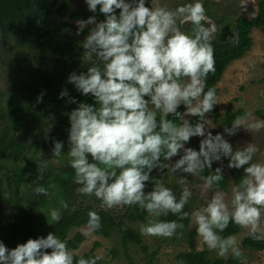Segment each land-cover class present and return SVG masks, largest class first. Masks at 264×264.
Here are the masks:
<instances>
[{
  "label": "clouds",
  "instance_id": "1",
  "mask_svg": "<svg viewBox=\"0 0 264 264\" xmlns=\"http://www.w3.org/2000/svg\"><path fill=\"white\" fill-rule=\"evenodd\" d=\"M86 4L93 13L99 6L105 19L97 22L95 16H90L76 22L77 35L87 25H94L83 42V48L89 57L98 58L100 64H91L86 73H72L68 77V82L78 91L94 97L96 106L80 103L69 114L70 147L67 154L74 170L73 182L80 187L67 197L73 193L80 194L81 199L94 195L106 210L138 206L147 212L144 225L140 227L141 235L146 237L171 238L184 228L183 223L176 220H160H170L166 216L168 213L179 215L180 220L191 215L202 245L217 251L220 257L231 253L244 264V253L236 237H223L220 233L233 222L238 229L248 228L249 236L264 241V164L252 162L258 152L255 145L248 144L234 151L221 134L213 135L208 131L205 120V114L209 112L215 120L218 119V112L215 115L212 110L216 106L218 111L216 90L219 81L210 88L206 82L208 75L216 71L211 38L218 34L222 41L234 39L236 21L234 27L228 23L222 25V31L221 27H205L202 22L209 27L210 23L206 21L202 0H194L174 10L164 6H145V0H86ZM180 17L187 20L184 25L189 21L193 25L191 35L186 33L185 27L183 31L178 27ZM214 30L215 34L212 33ZM223 33L227 39L222 38ZM75 87L71 86L70 90ZM67 92L62 91L60 97L67 96ZM42 96L43 93L37 97V103L42 102ZM69 102L76 103L74 98ZM182 104L187 114L195 116L191 122L184 119L183 109L177 111ZM169 114L175 116L178 123L168 119ZM248 115L236 117L231 128H225V133L235 135L241 126L245 128ZM261 128H264V119L248 124L246 129L259 131ZM192 137H203L198 151L185 147ZM62 147L61 142H54L53 156L59 157ZM178 155L179 159L171 166L173 173L201 175L205 189H219L205 207L193 213L194 207L188 203L193 193L185 180H181L185 186L177 199L168 188L170 184H165L166 178L154 182L155 177L150 176L153 170L155 175L157 168H167L163 162ZM222 157L229 158V168L240 169L248 165L244 167L246 175L232 189L230 204L224 194L227 187L219 185L223 179L222 169L217 167L214 173L208 170ZM13 161L10 157L3 159L2 163L8 170ZM46 167L47 161L44 160L41 171ZM206 168L209 174L203 176L201 173ZM4 176L6 180L8 177L1 174L2 185L7 188L9 182L7 180L8 184H5ZM148 181L155 185L152 191L145 193ZM36 186L37 195L49 194L47 188ZM60 205L63 209L68 208L63 200ZM148 214L151 219L147 222ZM49 216L53 222H59L61 212L51 209ZM85 224V234L96 232L102 227L101 217L90 211L87 223L82 225ZM43 233L36 234L40 238L28 239L13 249L0 242V264H97L103 259L99 255L74 258L70 250L78 249L86 237L77 248L68 249L66 241L54 233L46 237ZM48 249L51 251H46Z\"/></svg>",
  "mask_w": 264,
  "mask_h": 264
},
{
  "label": "trees",
  "instance_id": "2",
  "mask_svg": "<svg viewBox=\"0 0 264 264\" xmlns=\"http://www.w3.org/2000/svg\"><path fill=\"white\" fill-rule=\"evenodd\" d=\"M73 1L80 3L82 0H0V40L1 48L5 51L3 68H5V77L9 86L7 92L2 94L3 101L0 103V215H2V209L14 201V211L10 213L11 218L6 219V224H2L0 220V231L4 236L2 243L5 246L9 245L11 238L16 247L28 239H33V234L43 232V237L54 233L59 239L66 241L68 249L77 248L85 240V236L80 231L72 236L69 234L75 226L87 223L91 207L79 206L71 210L69 207L63 209L58 204L59 199L67 200L69 193L76 191L80 186L73 182L74 170L70 164L57 166L54 165L56 163H50L49 159L53 157V153L42 158L38 157L41 152H48L46 148L52 142L48 139L50 137L39 140L36 131V128L39 129L42 126L43 121L51 117L56 119L55 121L58 120L59 123L58 125L54 123L53 129L47 131L48 134L53 136L55 141H59L63 137L68 138L70 121H66L65 117H69L70 112L80 103L96 106L94 97L91 94L84 95L78 91L72 83L68 82V77L72 73L77 75L86 73L91 64H100L98 58L95 57V62L89 61V66L84 71L75 67L78 62L76 59L81 56V52L77 49L79 47L75 46L76 40L80 36L84 37L91 30L87 27L77 35L78 27L75 22L87 20L90 16H95L96 21L101 22L105 16L100 13L99 6L95 13L81 9L72 10L71 3ZM149 1L152 0H145V6L151 7ZM126 2H130V0ZM53 13L60 18L59 21L51 17ZM116 14H119L118 9ZM64 17L67 19L61 20ZM202 23L205 27L210 28L205 21ZM262 26H264V0H257V14L254 17L247 19L244 14H241L236 18L234 39L222 41L218 34L212 35L211 45L214 49L216 71L214 74L208 75L207 88L214 87L226 66L233 60L242 57L250 49L252 45V38L249 36L251 29ZM192 28L193 25L189 21L188 25H185L186 33L191 35ZM51 47L55 48V53L49 55V51L44 52L45 48L50 50ZM54 61V69H51L49 63ZM66 84L75 88L71 89V93L67 92V96L60 97L62 88ZM41 93H43L42 102L37 103V97ZM70 98H74L76 103H70ZM182 109L183 105L179 106L177 111L181 112ZM212 112L217 115L216 106ZM234 117V114L228 116L222 122L223 125H229ZM167 118L178 123L176 117L171 114ZM10 157L14 159L13 166L7 170L2 160ZM44 160L47 161V167L41 171V162ZM89 160L91 161V157ZM2 171L4 173H1ZM153 173L154 170L150 176ZM1 174L8 176L9 186L7 188L2 185ZM201 174L207 176L209 172L205 169ZM22 182L25 185L43 186L48 189L49 194L22 199V195L19 194V185ZM223 184L224 179L220 181L219 185ZM50 185H54V187H49ZM154 185L152 181L146 182L145 193L152 191ZM42 208L45 212H41ZM51 209L60 210L61 219L59 222H53L50 219ZM96 213L101 217L102 227L94 233L107 238L115 237L113 242L121 245L128 264H135L128 252V246L133 244L142 248L145 254L143 264H155L154 260L158 249L148 252V246L143 242L141 234L133 227H127V221L130 224L136 221L144 223L146 211L135 205L127 206L122 220L118 223L115 222L112 212L99 209ZM160 220H176L184 225V228L180 230L185 234L184 238L188 248L176 254L175 264H241V261L233 258L232 255L227 257L210 256L206 250H198L195 242L196 227L188 229L190 218L180 220L179 217L176 219L173 216L170 220ZM46 222L49 224L48 227L41 230L40 227H44ZM238 231L237 225L230 222L227 229L220 235L223 237L233 236ZM242 243L243 246L246 245L252 249H264V241L256 240L252 236L243 240ZM99 245L100 243L95 241L88 254L74 256V258L97 256L94 252ZM117 245H113L109 249L113 258L117 257L120 251ZM97 264H110V262L103 258L97 261Z\"/></svg>",
  "mask_w": 264,
  "mask_h": 264
},
{
  "label": "rangeland",
  "instance_id": "3",
  "mask_svg": "<svg viewBox=\"0 0 264 264\" xmlns=\"http://www.w3.org/2000/svg\"><path fill=\"white\" fill-rule=\"evenodd\" d=\"M127 1V0H126ZM194 0H153L151 2V7L155 8L156 6H164L169 9H176L179 6L185 5L189 2ZM203 6L205 8V14L207 17V22L210 23V29L217 26V28L221 27L225 23L234 27L235 18L239 16L241 13L245 14L247 18L254 17L257 14V1L256 0H202ZM72 10H84L86 12H90L87 7L86 0H82L80 3L78 1H73L71 3ZM235 7V9L233 8ZM51 17L59 21L60 18L57 17L54 13ZM67 19L64 17L61 20ZM187 20L183 17L177 19V25L181 31L185 27L184 23ZM230 21V22H229ZM100 22V21H98ZM218 22V23H217ZM77 26V23L75 22ZM78 27V26H77ZM89 27L90 29L94 27V25H87L85 28ZM84 28V29H85ZM90 30L85 34L84 37H79L76 41V47L80 52V58H77L78 61L75 67L79 68L81 71H84L89 66V61L95 62V57H89L87 50L83 48V42L85 38L89 34ZM68 33V32H67ZM66 33V34H67ZM212 33H216L215 30ZM249 36L252 38V45L250 49L244 54L243 57L233 61L229 64L224 73L222 74L221 79L217 83V107H218V119L215 120L214 116L209 112L205 114V120H207L208 125L206 128L210 131L213 135L221 134L223 138L230 143L233 150L243 149L247 147L248 144H253L258 148V152L253 156V163H262L264 164V128H261L259 131L255 130H248L246 129L248 124L255 122L258 119H264V26L259 28H253L250 31ZM224 39H227L224 38ZM231 40V39H230ZM50 52L49 55L55 53V48L51 47L50 50L45 48L44 52ZM5 51L1 48V40H0V103H2V94L6 93L8 90V82L5 77V68H3V55ZM75 56L77 54L75 53ZM6 57V56H5ZM38 59L36 60V62ZM53 63V64H52ZM49 63V67L54 69L55 61ZM70 86H65L62 90L71 91ZM183 105V104H182ZM184 119H187L191 122L195 116L187 114V110L183 105ZM245 113H248L247 122L245 124V128L241 126L235 133V135H227L225 133V128H231V125L234 123L236 117L243 116ZM67 114V112H66ZM235 115L232 119L230 125H223V121L227 119L228 116ZM66 121L69 120V117H65ZM53 119L51 117L47 118L45 121L42 122V126L37 129V134L39 140L42 139H50L52 144L49 145L46 149L48 150L47 153L41 152V154H37L38 157L48 156L49 153H53L54 137L49 135L47 131L53 129L54 123L58 125V120ZM180 122V121H179ZM203 137H192L190 141L185 144V147L193 148L194 150H199V144ZM59 142L62 143V154L59 157L53 156L49 159L50 163H56L57 166H64L70 164V157L68 156L69 151V141L68 138L63 137ZM39 152V153H40ZM38 153V152H37ZM182 154V152H181ZM179 159V155L171 158L168 161H164L168 165L167 168H157L155 169V180H160L161 177L170 180L168 182L170 189L174 192L177 199H179L182 189L185 185L181 184V180L186 181V186L192 190V196L189 199V204L194 205V209L192 208V213L196 210H199L207 205L210 201L211 196L214 194L215 191L213 188L205 189L204 188V181L201 175L193 176L191 174L183 173L177 171L175 173L172 172L171 166L175 163V161ZM25 163V162H24ZM229 158L221 159L220 161H216L212 163V167L214 170L219 167L222 169V174L227 177L226 184L227 189H225V198L226 201L229 202L232 199V189L236 186V180H242L246 173L244 172V167L240 169L229 168L228 167ZM24 165V164H23ZM210 169V170H211ZM4 182L7 184L6 177L4 176ZM25 185L24 182L20 183L19 187H23ZM31 186L25 185L23 191L26 193H31ZM91 197L90 199L94 200L93 208L91 211H95L99 208H104L102 205V201L97 199L94 195H86ZM31 198V195L28 196ZM27 198V197H26ZM59 199L58 204H60ZM75 201L78 199L75 198ZM83 205H88L87 199H81ZM67 202L68 206L70 205L71 210L73 209L74 204H72L70 200H63ZM49 207V206H46ZM27 210V209H25ZM110 212L112 211L114 215L115 221L122 220L125 208L124 206L113 207L112 209H108ZM14 211V201L8 203L2 209V215H0V220L2 224H6L7 220L11 218L10 213ZM41 212H45L44 209H41ZM90 212V211H89ZM162 215L158 218L160 219ZM151 219V217L147 216V222ZM129 223V221H127ZM264 223V221H263ZM48 222L45 223L44 227H40L41 230H44L48 227ZM134 229H136L140 233L141 225L144 223L140 221H136L135 223L130 224ZM196 227L195 223L192 220V216L190 215V221L188 223V229ZM87 228V224L82 225L80 227H74L71 230V234L75 233L76 231L80 230L86 237V240L81 244V246L76 250H71L72 252L76 253H83L90 249L95 241L100 243L95 250V252L109 260L110 264H128L127 258L124 255V250L121 245H117L113 242L112 238H105L102 235H95L94 232L91 234H85ZM141 234V233H140ZM251 234L248 228L239 227V232L234 235L237 239L239 246L241 247L245 257H244V264H264V249H252L249 246H243L242 241L248 239V236ZM143 242L145 245H148V252L153 251L154 249H158V252L155 256V264H175L176 262V254L184 249H187V244L185 241V234L182 230H178L177 234L171 238H164V237H146L141 235ZM264 239V238H263ZM4 241V236L0 231V242ZM196 248L198 250H206L210 256H218L217 251L209 250L206 246L202 245L198 234L195 236ZM113 245H117L118 249H120L119 254L117 257L113 258L110 254V248ZM128 252L133 258L135 264H143L144 261V253L142 248L138 245L128 246ZM231 255V253H229ZM228 255V256H229Z\"/></svg>",
  "mask_w": 264,
  "mask_h": 264
},
{
  "label": "flooded vegetation",
  "instance_id": "4",
  "mask_svg": "<svg viewBox=\"0 0 264 264\" xmlns=\"http://www.w3.org/2000/svg\"><path fill=\"white\" fill-rule=\"evenodd\" d=\"M234 9H235V7H233ZM238 17V16H237ZM236 17V18H237ZM236 18H235V21H236ZM220 30L222 31L223 29H222V27L220 28ZM231 124V123H230ZM229 124V125H230ZM211 131V130H210ZM89 157H90V155H89ZM222 159H225L224 157H222ZM207 169V168H206ZM211 173H214V169L212 168L211 170L210 169H208ZM153 176L155 177V175L153 174ZM151 177V178H154V177ZM222 176H223V179H224V184L223 185H225L226 187H227V184H226V180H227V177L226 176H224L223 174H222ZM168 182H170V180H166L165 181V184H167ZM236 182V184L237 185H239V183L241 182V179L239 180H236L235 181ZM27 185H30V184H27ZM32 188H31V193L29 192V193H26V192H24L23 191V188L25 187V185L23 186V187H21L20 188V191H19V194H21L22 195V199H24V198H26V197H28V196H30L31 195V197H35V196H37V193L34 191V189L37 187L36 186V184H33V185H30ZM90 196H93V195H90ZM75 198H77L78 200L77 201H75L74 199ZM91 197H88V196H86V199H87V204L89 205V206H91L92 208H93V205H94V200L93 199H90ZM71 199V202H72V204H74L75 206H73V209H75V208H78L79 206H83L82 205V200H81V196H80V194H76V193H73L72 194V196H69V197H67V200H70ZM92 202H91V201ZM69 208H70V205L68 206ZM193 207H195L194 205H193ZM71 209V208H70ZM99 209H104V210H106L105 208H99ZM99 209H97V210H99ZM194 209V208H193ZM97 210H95V212L97 211ZM107 211L110 213V211L107 209ZM169 219H171L173 216L177 219L178 217H179V215H177V214H172V213H168L167 215H166ZM264 218V217H263ZM116 223H118L119 221H115ZM128 226H130V227H132L131 225H130V222L129 223H127V227ZM122 228V227H121ZM41 236H39V235H35V234H33L32 235V238L33 239H37V238H40ZM104 237V236H103ZM105 238H107V237H105ZM116 238H117V236H116ZM112 239L114 240L115 239V237H113L112 236ZM9 245H10V247H9ZM9 245H6V247H8V249H13V248H15V246H14V242H13V239L11 238V241L9 242ZM97 248V247H96ZM96 248H95V250H96ZM90 250H91V248L90 249H88L87 251H85V252H83V253H76V252H73L74 253V256H85L86 254H88L89 252H90ZM46 251H51V249H48V250H46ZM71 251V250H70ZM96 255H98L96 252H94ZM100 256V255H99ZM84 258H91V257H84Z\"/></svg>",
  "mask_w": 264,
  "mask_h": 264
},
{
  "label": "water",
  "instance_id": "5",
  "mask_svg": "<svg viewBox=\"0 0 264 264\" xmlns=\"http://www.w3.org/2000/svg\"><path fill=\"white\" fill-rule=\"evenodd\" d=\"M222 38H224V33L222 34Z\"/></svg>",
  "mask_w": 264,
  "mask_h": 264
}]
</instances>
